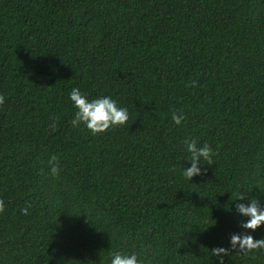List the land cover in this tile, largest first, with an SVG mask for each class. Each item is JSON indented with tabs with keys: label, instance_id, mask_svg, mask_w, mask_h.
Listing matches in <instances>:
<instances>
[{
	"label": "trees",
	"instance_id": "16d2710c",
	"mask_svg": "<svg viewBox=\"0 0 264 264\" xmlns=\"http://www.w3.org/2000/svg\"><path fill=\"white\" fill-rule=\"evenodd\" d=\"M73 87L129 120L72 127ZM0 97V264H264L229 245L264 237L234 211L264 203V0H0ZM186 137L214 151L191 181Z\"/></svg>",
	"mask_w": 264,
	"mask_h": 264
},
{
	"label": "clouds",
	"instance_id": "9594fccd",
	"mask_svg": "<svg viewBox=\"0 0 264 264\" xmlns=\"http://www.w3.org/2000/svg\"><path fill=\"white\" fill-rule=\"evenodd\" d=\"M194 83V82H193ZM68 99L75 109L70 121L72 127H84L91 134L97 135L110 128L123 126L129 120V110L126 106L120 104L116 99L108 94H99L90 97L79 87H73L68 93ZM3 97H0V102ZM171 119L174 123L180 124L183 120V114L172 112ZM50 127H55V120ZM184 149L189 154L185 161L187 166L181 168V176L191 181L194 176L203 174L206 169L204 164H211L214 151L208 143H198L194 137H186L183 141ZM48 171L46 176L55 177L60 171V162L55 153H50L47 159ZM264 190V189H262ZM29 206L20 208L22 214H28ZM5 208V202L0 199V211ZM233 211L230 205L226 209ZM234 211L242 217H246L240 224L243 229L255 230L264 224V203H261L259 196H250L245 202V194L238 192L234 199ZM231 249L239 251L264 250V237L254 238L251 233L234 232L229 237ZM229 252L228 248L223 246L213 247L211 256L217 258L218 264H224V256ZM108 264H142L138 255L134 251L114 250L109 254Z\"/></svg>",
	"mask_w": 264,
	"mask_h": 264
}]
</instances>
